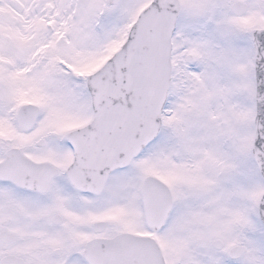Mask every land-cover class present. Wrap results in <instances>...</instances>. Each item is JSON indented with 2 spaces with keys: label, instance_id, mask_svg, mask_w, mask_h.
I'll list each match as a JSON object with an SVG mask.
<instances>
[{
  "label": "snow or ice",
  "instance_id": "6c2138e0",
  "mask_svg": "<svg viewBox=\"0 0 264 264\" xmlns=\"http://www.w3.org/2000/svg\"><path fill=\"white\" fill-rule=\"evenodd\" d=\"M0 264H264V0H0Z\"/></svg>",
  "mask_w": 264,
  "mask_h": 264
}]
</instances>
